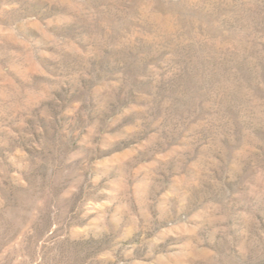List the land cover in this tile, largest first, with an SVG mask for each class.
Returning a JSON list of instances; mask_svg holds the SVG:
<instances>
[{
  "label": "rangeland",
  "instance_id": "rangeland-1",
  "mask_svg": "<svg viewBox=\"0 0 264 264\" xmlns=\"http://www.w3.org/2000/svg\"><path fill=\"white\" fill-rule=\"evenodd\" d=\"M0 264H264V0H0Z\"/></svg>",
  "mask_w": 264,
  "mask_h": 264
}]
</instances>
